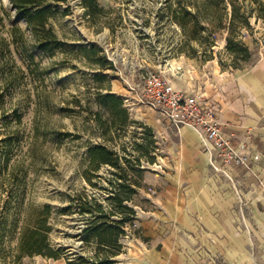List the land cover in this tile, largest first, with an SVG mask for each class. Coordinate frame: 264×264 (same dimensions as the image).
Returning a JSON list of instances; mask_svg holds the SVG:
<instances>
[{"label":"rangeland","instance_id":"1","mask_svg":"<svg viewBox=\"0 0 264 264\" xmlns=\"http://www.w3.org/2000/svg\"><path fill=\"white\" fill-rule=\"evenodd\" d=\"M96 2L101 10L89 16L82 0H47L41 7L47 9L59 45L42 50L22 12L11 0H0V264H67L66 257L90 256L96 246L83 240L87 216L78 210L81 196L104 203L115 211L112 220L119 221L122 213L108 199L123 182L121 169L103 165L87 174L89 180L85 175L87 151L95 145L116 153L121 167L138 158L144 169L131 204L136 220L127 227L119 263L167 264L172 249L184 263L196 264L201 260L197 241L164 239L169 225L154 214V198L174 183L175 168L167 157L177 128L136 103L127 83L156 73L192 91L199 89L201 77L219 69H250L264 58V18L249 0L238 1L249 16V27L240 34L250 58L242 60L226 48V30L210 33L193 0ZM226 4L228 20L231 5ZM178 7L198 14L197 20L180 26L173 16ZM14 27L25 32L24 39L16 32L15 42L11 40ZM92 46L111 67L104 69L97 55L85 51ZM108 92L123 99L129 115L125 126L99 97ZM45 205L51 207L50 243L62 258L20 256L16 247L27 210ZM188 248L193 251L186 255Z\"/></svg>","mask_w":264,"mask_h":264},{"label":"crops","instance_id":"2","mask_svg":"<svg viewBox=\"0 0 264 264\" xmlns=\"http://www.w3.org/2000/svg\"><path fill=\"white\" fill-rule=\"evenodd\" d=\"M205 76L197 87L214 105L222 131L234 143H251L260 160L252 171L228 167V178L212 169L195 131L177 129L167 157L174 185L154 198V214L169 225L164 239L197 241L196 264H264V58L250 69ZM170 254L167 264H188Z\"/></svg>","mask_w":264,"mask_h":264},{"label":"trees","instance_id":"3","mask_svg":"<svg viewBox=\"0 0 264 264\" xmlns=\"http://www.w3.org/2000/svg\"><path fill=\"white\" fill-rule=\"evenodd\" d=\"M47 0H11L14 7L22 12L30 31V36L38 47L42 50H51L59 45V39L52 25L49 23L47 9L41 7ZM89 16H93L101 9L98 7L96 0H82ZM239 0H228L231 5L230 18L227 20L226 0H193L196 3L198 13L204 15L207 23L211 26L210 33L227 31L226 48L242 60L250 58L248 47L241 40V29L249 27V16L243 8L237 4ZM246 1V0H243ZM254 4L259 15L264 18V0H249ZM29 7L37 8L35 11L28 10ZM174 9L173 16L175 21L182 27H186L190 20H197L198 14H192L186 7H178ZM196 21L194 26H197ZM204 28V27H202ZM16 32L24 39L25 32L20 28L14 27L11 30V40L15 42ZM15 36V37H14ZM196 38V37H195ZM3 44V43H2ZM89 54L98 56L99 63L105 69L111 67L105 56L98 55L99 49L92 46L85 49ZM243 70V68H237ZM8 78L3 79L5 84ZM103 100L104 106L111 114H117L121 121L120 126H125L129 122L127 109L123 107V99L110 92L99 95ZM111 104V106H110ZM110 122V120L107 122ZM114 124V122H113ZM111 126V125H110ZM88 166L85 175L90 172L95 174L103 165H109L112 168H120L122 171L123 182L112 193L109 202L114 203L116 208L121 211L119 221H113L112 217L115 211H110L104 203H100L95 198L81 196L79 200V212L81 215L87 216L86 225L82 230L83 240L86 243H94L95 251L90 256L81 257L75 261H70L66 257L67 264H120L117 258L125 252L123 239L127 235V227L131 226L136 220V211L131 205L133 196L141 186V178L143 168L140 159H134V163L125 160L127 167H121V158L102 145L90 146L87 151ZM149 162L153 158L147 159ZM136 165V166H135ZM129 166V167H128ZM14 168L11 174H15ZM128 172H132L130 177ZM87 180L89 177L87 176ZM51 215V207L45 205L40 208L30 207L27 210L24 224L21 227L20 236L17 244V251L20 256H42L45 258L60 259L62 258L61 250L52 247L49 239L52 230L49 225Z\"/></svg>","mask_w":264,"mask_h":264},{"label":"built area","instance_id":"4","mask_svg":"<svg viewBox=\"0 0 264 264\" xmlns=\"http://www.w3.org/2000/svg\"><path fill=\"white\" fill-rule=\"evenodd\" d=\"M127 85L136 103L150 108L177 129L189 127L195 131L215 172L229 178L228 167L243 166L252 171L260 160L251 143H234L232 136L222 131L216 109L202 90L177 89L164 75L156 73L140 75L135 83Z\"/></svg>","mask_w":264,"mask_h":264}]
</instances>
